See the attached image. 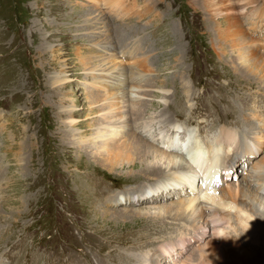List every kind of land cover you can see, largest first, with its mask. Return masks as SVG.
Wrapping results in <instances>:
<instances>
[{"label":"rangeland","instance_id":"374dc122","mask_svg":"<svg viewBox=\"0 0 264 264\" xmlns=\"http://www.w3.org/2000/svg\"><path fill=\"white\" fill-rule=\"evenodd\" d=\"M144 1L0 0V264H264V211L252 204L231 225L192 221L196 195L176 189L189 172L153 170L147 150L133 142L140 130L129 127L109 147L92 140L108 127L116 90H128L119 85L136 81L127 78L134 70L144 79L140 112L117 108L115 119L133 125L159 116L163 124L149 121L152 130L172 136L178 130L166 124H177L180 139L190 131L207 140L202 146H219L221 127L247 136L260 145L256 153L244 161L232 155L228 164L241 183L240 175L264 160V139L249 133L258 124L264 132V67L244 77L240 51L220 35L226 22L218 19L217 33L210 19L216 8H236L230 11L244 29L241 47L250 50L258 42L243 22L249 6L150 0L142 10ZM98 11L104 27L85 18ZM103 63L124 78L90 72ZM227 139L230 147L237 141ZM191 155L189 162L180 155L183 165L200 172Z\"/></svg>","mask_w":264,"mask_h":264},{"label":"bare ground","instance_id":"6f19581e","mask_svg":"<svg viewBox=\"0 0 264 264\" xmlns=\"http://www.w3.org/2000/svg\"><path fill=\"white\" fill-rule=\"evenodd\" d=\"M160 1H155L153 2V4L159 5L161 4ZM175 1L177 2V0H174V3L176 4ZM144 2L145 4L143 5L142 10H146L147 8L151 7L150 4H152V2L150 0H145ZM119 4L121 3H118V5ZM245 5H248L249 7L247 8V11L243 12L244 8H246ZM180 8L181 6L179 5L176 10L178 11ZM84 9L85 11H88L86 8ZM217 9L218 8H216V10L214 9L215 12L214 13L212 12L210 16L213 29L217 33L219 32L221 27V21L218 19L220 17L221 18L223 17L224 19L223 21L226 22L225 28H223L225 32L223 34L220 33V35L222 36L224 42L229 43V47L232 50L240 51L241 54L238 53V56H239V60H241V65H242L241 72L243 76L244 75L247 76L248 71L250 73H256L254 71L257 68L264 67V64L262 63L260 64V61L264 63V58L259 57V55L261 54L264 55V0L262 3H258V1L256 0L238 1V9L240 10L243 9L242 12L244 16H242L243 14L240 11L241 16L244 19L243 22H245V25H247V27L251 29V34L256 36L257 38L256 40L258 42L257 44L254 43L250 45V50L248 49L243 50V48L241 47V44L244 42L243 37L245 35H244V29L238 26L239 25L238 16H236L234 13L231 12V11L233 12L237 11L235 10L236 8L231 9V6H229L225 8V10L223 8H222L223 10H217ZM227 9H229V12L226 11ZM122 10L123 12H127V10L124 9ZM113 12L115 13V10ZM91 13L88 16L86 15L85 17L90 21V23L102 24L106 21L105 18L103 17V13H100V11H98L95 14H91ZM260 18L261 20H258ZM260 23L262 24L261 31H260L261 29ZM85 24H89V23L84 22V25ZM104 25L105 24H102V27H104ZM102 32L105 33L104 30ZM121 53H124V51H122ZM90 72L92 73L98 72L101 73L102 75L111 76V77L117 76L120 77V79L124 78L121 69L115 66L107 65V63H103L100 68H94ZM127 73L131 75V77H127L129 80L134 78L136 81L135 82L122 81L121 85L119 86H128L127 92L118 91L119 89L116 90L115 94H120V96L117 101L108 104V110H107L108 112L106 116L107 118H110V120L106 121L108 127L107 128L101 127L96 137L92 139V140L94 139L98 140L96 144L99 145L97 147L101 146L106 142H109L108 147L110 144L116 143L118 139L123 137V133H125V130H127L129 127H131L135 131V135H137L138 133V132L136 133V130H140L141 131V132L139 131L140 136L139 135L138 136L141 139L145 138L151 142L157 141L156 142L157 146L154 147L145 144L137 136L134 137V141L132 140L134 143H136V146L139 147V149L147 150L146 156H148L151 159L150 167L153 170L166 174L167 176L178 175L180 173L189 172L185 177V179L180 184V186L179 187L176 186V189L186 190L187 187L188 189L191 190L190 193L192 195H196L193 202V206L189 209V216L191 217L192 221H200V222L203 221L204 223L209 225H222L224 223L231 225V220L237 219L242 212H245V210H247V207H249L250 209L252 204H254L258 209L264 211V163H260V162H264V160H261L260 162L255 161L256 163L253 162V164L250 167H248L246 173H244V175L243 174L240 175V179L243 180V183L238 181L239 178H237V180H234L236 178V174L234 173L236 167L228 169V164L233 163L232 155H235L236 157L244 161V157L246 155L249 156L250 152L254 151L255 148L260 145L256 144L251 139L246 140L248 137L244 136L239 132L236 133L226 130L225 127H221L217 132L218 142L220 145L210 147L211 145L207 146L208 144L202 146V144L199 141L200 140L204 141L202 142L203 144L207 141L204 140L203 138L200 137L193 138V136L189 137L188 133L190 131H187L186 137H181L180 139L179 133L182 127H180L177 124H174L173 126L172 125L169 126V124H166L168 125L169 130L170 129L173 130V128L178 130L176 132V135H172V136L166 135V130L162 129V127L159 126H155V129L152 130L153 126L149 123V121H151V123L156 122L157 124H159V122H162L159 121L160 119L157 118L159 116L156 117L151 116L148 118L149 120L147 121L143 120L142 117H139L140 120L139 118H137L138 121L136 120L133 125L127 123L125 117L122 119H115L113 113L111 112L112 110L117 108H122L123 111L126 110L128 111L131 109L130 112H134L138 114L140 112L138 105H142V102L139 101L140 98H142L143 96L140 93V91L143 89L141 82L144 80L142 79V74L136 73L137 75L134 76L135 73L134 70H130L129 72L127 71ZM260 73H263V71H260ZM149 90H154V88H150ZM162 92L164 95H166L167 90H164ZM128 107L130 109H128ZM131 115L132 114H129V116ZM154 123L153 125H155ZM258 126L254 131L252 132L250 131L249 133L253 134V138L256 139L258 143H262L264 139V132L260 130ZM240 134L244 136L243 138H245V142L243 144L241 140L238 141ZM228 136H233L234 138H237V141L236 140L232 141L233 143L231 146L232 148L229 145V141L227 139ZM177 139L181 140V144H180L181 147L179 148H176L174 144V142L177 141ZM169 148L173 149L177 153L175 154V152L173 153L172 151H169L171 150ZM189 153L193 154L191 160L194 163L198 164V166L201 169L200 172H196L192 168L193 166H191L190 163L188 165H183L184 157H182L183 155L182 156L180 155L184 154L185 160L189 162V159L186 156V154ZM255 153L256 152H254L252 156ZM228 158H230L229 161ZM239 165L240 167H242L245 164L242 162ZM223 166L225 169H227V175H230V177L226 180H222V177H220L219 182L222 183L216 185L217 182H215L211 186V184L216 179V176L214 174H211L212 171H218ZM240 173H242V171ZM232 177H234V179ZM248 184H252V187L249 188ZM188 189L187 191H185V194H189Z\"/></svg>","mask_w":264,"mask_h":264}]
</instances>
